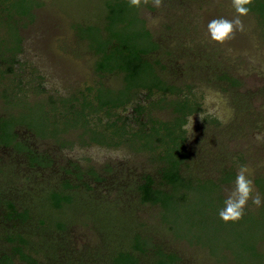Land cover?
<instances>
[{"label":"rangeland","instance_id":"rangeland-1","mask_svg":"<svg viewBox=\"0 0 264 264\" xmlns=\"http://www.w3.org/2000/svg\"><path fill=\"white\" fill-rule=\"evenodd\" d=\"M35 1L34 21L21 20L19 24L24 48L19 54L21 61L16 64V72L23 78L25 91L17 93L16 104L9 110L4 109L6 106L0 98V114L4 112L5 118L11 117V122L19 123L16 127L18 138L28 140L38 150L46 149L52 153L57 169L55 177H61L66 168L75 171L71 162L81 165L85 175L90 166L107 165L111 160L117 163L110 172V179L95 187L98 196L89 199L79 194L72 205L55 212V216L69 223L67 243L72 241L77 251L93 249L100 259H108L119 246L126 247V242L137 232L147 236L150 245L162 241L165 244L169 242L167 239L181 235L186 239L171 241V244L176 243L175 249L180 251L185 264H264V191L257 182L260 178L264 186V0H259L260 3L252 0L247 5L249 8L255 6L251 9L257 14L248 12L242 16L244 30L236 31L234 38L223 44L211 40L207 25L214 18L233 19L235 12L231 0H162L160 7H155L149 0L140 12L147 27L160 39L161 48L155 56L161 62L156 66L160 74L179 83L196 75L194 85L201 95L199 100L204 109L213 111L219 118V122L211 125L188 123V149L196 162L191 172L203 178H218L224 169L234 166L237 175L239 166L247 165L248 176L254 182L253 196L259 194L261 197L259 207L248 201L243 222L239 219L227 223L219 217L218 207L213 208V192L209 188L191 192L187 201L171 203L170 210L162 212L166 218H162L159 206L139 203L137 195L129 193L132 183L128 178H136L142 167H148L149 161L143 152L131 153L125 143L114 148L79 143L76 138L80 129H69L55 139H41L24 125L42 128L46 122L42 115H56V111L49 110V104L55 102L62 109L59 103L62 97L97 80L108 86L104 87L107 96L117 97L127 92L122 74L98 75L95 69L98 57L91 50L89 40L83 38L89 33L82 27L100 26L105 20L106 0ZM16 37L14 28L0 26L3 41L0 49L15 48ZM11 74L7 73L8 77ZM39 76L43 78L37 79ZM8 79L4 82L10 87L12 80ZM32 79L41 84L40 90H32L35 82L29 81ZM143 90L136 91L141 101ZM45 107L49 109L44 111ZM192 120L199 121L198 117ZM18 144L24 148L21 141ZM16 150L7 148L1 153L0 184L12 180L8 175L14 165L21 178L17 185L24 188L21 185L23 170L19 165H22L20 158L24 154L20 155ZM8 159L13 160L12 163L9 164ZM193 162L190 160V165L194 166ZM49 168L42 172H49ZM49 173L43 176L44 179L51 180L50 177L55 175ZM90 176L94 178V175ZM235 179L224 184L225 199L233 189ZM36 183L31 181L39 196L38 190L42 187ZM90 185L97 184L92 181ZM122 185L126 186L122 194L117 188L113 190L114 186ZM249 211L252 212L246 213ZM43 245L42 251H50L51 255L63 252L57 251L53 242ZM66 248L71 249L69 245Z\"/></svg>","mask_w":264,"mask_h":264},{"label":"trees","instance_id":"trees-1","mask_svg":"<svg viewBox=\"0 0 264 264\" xmlns=\"http://www.w3.org/2000/svg\"><path fill=\"white\" fill-rule=\"evenodd\" d=\"M255 2L260 3L259 0H255ZM105 5V20L100 26L82 27L84 32L89 33L82 37L89 40L91 50L98 57L95 63L98 75L122 74L127 89L126 95L107 96L104 87L108 86L97 80L93 84H85L70 95L62 97L59 103H61L63 111L59 108V104L48 103L49 107L56 111V115L53 116L54 123H51L52 126L46 123L48 118L44 116L41 118L46 122L43 126L41 125L42 128L36 129L30 125H24L41 139H49L52 136L57 138L62 131L81 129L83 133L78 135L76 140L78 141L80 138L82 143L86 145L98 143L105 146H118L125 142H122L124 136L133 135L127 140L129 142H125L126 145H130V150H134L136 154L144 153L149 145L153 151L148 160L149 169L142 167L139 175L137 174V179L128 178L132 183L129 193L137 195L139 203L159 206L160 212L162 213L164 210L166 213L170 210L171 203L187 201L188 194L191 192L209 188L213 192L211 199V201L213 200V208L218 207V210L224 208L223 186L236 177L234 166L232 169H224L223 174L218 178H203L198 173L191 172L196 162L194 158H191L192 155L188 145H186L184 134L181 136V141L177 143L173 139L157 137L160 135L157 128L150 133L147 125L143 124L140 131L133 132L130 123L123 122L122 125L116 126L119 139L113 141L112 134L109 136L111 133L109 127H113L114 123L107 122L102 134L97 135V122L94 120L99 115L101 118L111 119L116 115V108L133 98L132 94H135V90L137 91L139 88L152 89L158 86L177 92L181 87L180 85L186 84L167 79L160 74L156 67L161 63L157 57L155 58L160 51L161 44L160 39L156 38L157 33L154 34L147 27L145 18L140 15L141 7L144 4L135 7L130 6L129 0H106ZM36 6L37 1L35 0H0V26L11 27L12 30L14 28L17 32L16 47L13 49L2 47L0 49V98H3L5 110H9L10 106L16 104L18 92L25 91L23 78L20 74L18 76L16 72V64L21 61L19 54L24 48L19 24L21 20L34 21ZM251 8H255V6ZM251 8H249V12L256 13L253 11L255 9ZM0 42H3L2 38H0ZM162 67L165 68L163 65ZM7 73H12V76L8 77ZM145 77L150 78V80L147 81ZM7 78L12 80L9 84L10 87L4 82V79ZM38 78L42 79L43 77L39 76ZM186 86H191V84H186ZM32 88V90H40L41 84L35 81ZM51 101L53 100L51 99ZM178 103L182 112L186 113L187 106L180 100ZM46 108L48 107L43 110L46 111ZM58 113L62 115L58 116ZM10 119L13 118L8 116L5 118L4 112L0 114V161H2V151L4 152L7 148H17L16 152L20 155L24 154L20 158L23 160L22 165L19 164L23 170H21V175L24 182L21 185H24V188L17 185L21 178L16 172V166L13 165L10 175H8V178L12 180L7 179L5 184H0V264L186 263L182 259L180 251L175 249L176 243L175 245L171 244V241L178 242L180 239L181 241L186 239L181 235H176L172 240L167 239L170 243L164 244L162 241L158 245H150V239L137 232L126 242V247L122 244L117 250H114L115 254L108 259H100L98 252L93 249L85 252L81 249L77 251L76 248H73L72 241L71 244H68L66 238H69V223L60 216H55V212H60L67 205H72L76 200L75 197L79 194H84L83 196H87L89 199L98 196L99 191L95 187L110 179L108 178L112 176L110 172L116 168L117 163L111 160L107 165L90 166L89 169L86 168L87 175H85V170H82L81 165L70 161L75 167V171L66 168L61 177H55L57 169L54 166L55 159L52 158V153L46 149L38 150L36 145H32L28 140L18 138L16 127L19 126V123L15 124L16 122H11ZM62 122L67 123L62 125ZM168 131L167 136L169 137L170 130ZM19 140L24 145L23 149L18 144ZM190 160L194 161V166L190 165ZM12 161L11 159L7 160L9 164ZM30 168L33 170L28 171ZM46 168L50 170V173H47L55 174H52L51 180L43 177L47 174L42 172ZM90 175H94V178ZM31 181L37 182L35 185L40 184L42 187L41 190H38L39 196H37L36 187L31 184ZM92 181H95L97 185H90ZM26 182L29 184L27 185ZM257 182L261 190L264 191L260 178ZM114 188H117L118 193L122 194V190L126 186H114L113 190ZM78 190H82V192L79 193ZM210 204L208 206L212 207ZM250 212L252 211L246 213L249 214ZM161 215L162 218L167 217L163 213ZM239 221L243 222V217ZM48 242H53L58 247L57 251L63 252L58 255H51L52 252L50 253V251L43 252L45 245L42 246V244ZM67 245L71 249L66 248ZM256 248L257 246L254 245V250Z\"/></svg>","mask_w":264,"mask_h":264},{"label":"flooded vegetation","instance_id":"flooded-vegetation-1","mask_svg":"<svg viewBox=\"0 0 264 264\" xmlns=\"http://www.w3.org/2000/svg\"><path fill=\"white\" fill-rule=\"evenodd\" d=\"M194 77H184L186 78V81L182 83L191 84V86L180 85L179 90L172 91L170 89L166 88H159L153 87L152 89H146L144 88V94H143V100L141 101L137 95V92L135 90V94L133 95V98L129 99L126 104H123L122 106L115 109L116 115H114L111 119L108 120L107 117L101 118V115L97 117L94 121L97 122L96 125V131L97 135H101L103 130L105 129V126L107 125V122L114 123L113 127H109L111 130V133L109 136H113V141H117L119 139V136L117 134V125H122L123 122L130 123L132 126L133 132H138L142 129L143 124L147 125L148 131L152 133V131L157 128L160 132V135L157 137H163L162 139H173V141H181L182 134L185 135V142L186 145L189 143V137L188 134V123L192 121V118L198 117L199 121H193V122H201V124H208L211 125L213 122H219V118L215 115V113L209 109H204V104L199 100L198 97H200V93L196 90ZM163 80H166L165 78H162ZM181 83V84H182ZM134 91V90H133ZM178 100L182 101L187 108L186 113L182 112L181 106H179ZM61 105V104H60ZM62 106V105H61ZM179 107V109H178ZM49 109V108H48ZM51 112H53V109H49ZM63 111V108L61 109ZM45 114V113H43ZM58 116L62 115L61 113L57 114ZM64 115V114H63ZM46 117L45 115H42ZM47 124L52 126L53 124V117L51 118L47 117ZM191 118V119H190ZM80 122L81 119H80ZM64 125L67 122H62ZM135 127V128H134ZM81 130V129H80ZM170 130L169 137L167 136V133ZM184 130V133H183ZM114 132V133H113ZM83 131H79L78 135L82 134ZM66 132L62 131L58 135H65ZM85 138L86 135H84ZM133 137V135H126L122 139V142H129L127 141L129 138ZM148 137H151L148 135ZM156 137V138H157ZM51 139H55V137H51ZM79 143H82V140L80 138L78 139ZM124 142V143H125ZM98 144V143H94ZM100 145V144H98ZM122 144L118 145L121 146ZM104 147H118L115 145L105 146ZM127 146L130 147V145L127 144ZM151 152H153L149 145L146 147L144 153L145 158L147 160L151 157ZM131 153L136 154L134 150L131 151ZM140 153V152H139ZM148 167H150V164L148 163ZM147 167V170L149 169Z\"/></svg>","mask_w":264,"mask_h":264},{"label":"clouds","instance_id":"clouds-1","mask_svg":"<svg viewBox=\"0 0 264 264\" xmlns=\"http://www.w3.org/2000/svg\"><path fill=\"white\" fill-rule=\"evenodd\" d=\"M148 3L149 0H143L144 5ZM152 3L155 7H160L162 0H152ZM251 3L252 0H231V7L235 12L233 19L229 20L225 17L212 19L207 25L211 40L223 44L227 40L234 38L236 31H243L244 25L241 17L248 14L250 9L247 5ZM129 4L130 6L140 7L142 0H129ZM248 172L247 165L239 166L235 185L224 201L225 207L219 210V217L226 223L229 221L236 222L241 219L249 200L257 207L262 203L259 194L253 196L254 182L249 178Z\"/></svg>","mask_w":264,"mask_h":264}]
</instances>
